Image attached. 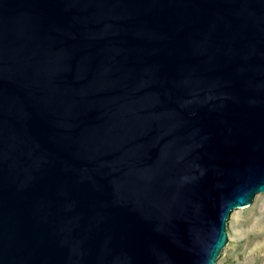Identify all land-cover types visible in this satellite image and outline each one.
I'll list each match as a JSON object with an SVG mask.
<instances>
[{
	"label": "water",
	"instance_id": "obj_1",
	"mask_svg": "<svg viewBox=\"0 0 264 264\" xmlns=\"http://www.w3.org/2000/svg\"><path fill=\"white\" fill-rule=\"evenodd\" d=\"M264 193V0H0V264H218Z\"/></svg>",
	"mask_w": 264,
	"mask_h": 264
},
{
	"label": "rangeland",
	"instance_id": "obj_2",
	"mask_svg": "<svg viewBox=\"0 0 264 264\" xmlns=\"http://www.w3.org/2000/svg\"><path fill=\"white\" fill-rule=\"evenodd\" d=\"M227 227L230 240L218 264H264V193L248 208L235 209Z\"/></svg>",
	"mask_w": 264,
	"mask_h": 264
}]
</instances>
